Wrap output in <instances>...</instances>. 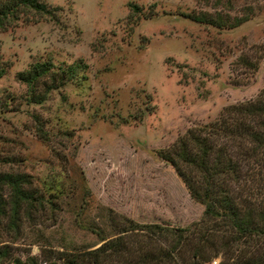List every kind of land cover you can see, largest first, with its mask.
Masks as SVG:
<instances>
[{"label":"rangeland","instance_id":"374dc122","mask_svg":"<svg viewBox=\"0 0 264 264\" xmlns=\"http://www.w3.org/2000/svg\"><path fill=\"white\" fill-rule=\"evenodd\" d=\"M40 1L56 9L0 27V173L23 174L41 199L9 228L0 185V246L41 259L82 252L130 220L168 230L127 233L146 255L176 244L177 264H264V240H228V227L180 244L170 229L192 228L203 206L158 155L264 87V0ZM37 61L85 67L34 103L16 74ZM49 81L38 78L33 93ZM216 142L235 154L229 140Z\"/></svg>","mask_w":264,"mask_h":264},{"label":"trees","instance_id":"16d2710c","mask_svg":"<svg viewBox=\"0 0 264 264\" xmlns=\"http://www.w3.org/2000/svg\"><path fill=\"white\" fill-rule=\"evenodd\" d=\"M52 9L56 7L50 8L40 0H0V27L17 19L22 11L51 15ZM191 18L212 23L205 17ZM83 67L73 62L51 71L50 62L37 61L17 72L16 78L28 87V101L38 103L50 88L60 86ZM45 75L50 81L44 84L42 94H34L36 80ZM219 138L229 140L235 154L218 144ZM158 155L169 162L189 196L203 206L201 218L192 228L170 229L177 231L175 237L180 244L208 240L221 227H228V240H264V87L253 99L228 104L215 119L185 129L170 144L159 148ZM27 180L23 174L0 173V185L9 189V228H17L23 209L31 211L41 205L34 189L22 187ZM5 207L0 196V215L6 214ZM128 221V226L118 229L115 236L103 237L97 246L82 252L44 250L41 259L29 253L13 256L6 245H1L0 264H177L172 257L179 245L159 246L160 253L153 256L141 253L139 240H124L128 232L143 228L145 235L165 234L166 228ZM198 249L196 246L195 255H199Z\"/></svg>","mask_w":264,"mask_h":264}]
</instances>
